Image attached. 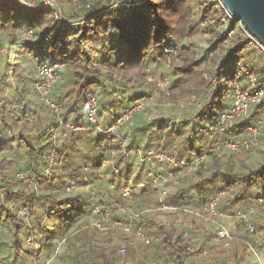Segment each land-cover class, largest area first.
Segmentation results:
<instances>
[{"label": "trees", "instance_id": "trees-1", "mask_svg": "<svg viewBox=\"0 0 264 264\" xmlns=\"http://www.w3.org/2000/svg\"><path fill=\"white\" fill-rule=\"evenodd\" d=\"M119 1L129 6L57 0L54 7H32L0 0L3 261L41 264L61 242L55 264H251L246 243L263 251L264 244L249 225L264 230V210L249 223H238L235 239L221 247L214 243V227L189 210L202 211L221 192L216 209L226 213L264 197V98L233 126L224 131L219 126L220 115L233 106L234 82H247L242 67L264 91V54L253 57L247 35L217 0ZM24 31H32L34 40L21 44ZM45 63L60 65L51 93L62 105L60 114L36 89L38 66ZM90 95L97 99L93 125ZM152 99L108 137L106 131L124 112ZM165 108L170 112L156 115ZM248 124L260 127L258 146L246 153L210 151L225 138L248 137ZM121 138L128 140L125 149ZM134 147L179 161L201 160L190 172L174 170L176 184L173 178L156 186L150 173L162 167L126 157ZM113 149L118 172L109 167L101 172ZM46 170L49 177L39 181ZM136 184L147 187L125 197L124 189ZM163 204L174 209L148 210ZM106 212L111 220L124 221L138 213L134 229L142 227L150 243L96 227V221L109 223ZM27 237L36 239V248H25Z\"/></svg>", "mask_w": 264, "mask_h": 264}, {"label": "built area", "instance_id": "built-area-1", "mask_svg": "<svg viewBox=\"0 0 264 264\" xmlns=\"http://www.w3.org/2000/svg\"><path fill=\"white\" fill-rule=\"evenodd\" d=\"M18 3L22 4H28L32 7L36 6V1L33 3L29 2H22V0H16ZM57 1V0H56ZM219 8L222 12H224L229 18L235 20L229 11L227 10L226 6L223 4L221 0H217ZM139 3V2H138ZM38 5H41L40 7H54L57 5V2H54V0H41L38 2ZM112 6L115 8H121V7H127L129 6V3L127 1H119L114 0ZM236 21V20H235ZM238 22L239 28L242 30L244 34L247 35L250 45H252L254 48H256L258 51L262 52L264 54V45L256 38L254 37L244 26V24L240 21ZM82 23V22H80ZM34 40V34L32 31H24L21 38V44H26L28 42H31ZM168 51H171V48L167 49ZM60 67L59 64H41L38 66V80L36 83V89L39 93V98L46 103L50 109L56 113L60 114L62 111V105L52 99L51 93L53 89V85L56 79V69ZM242 72L246 78L247 85H243L239 81H235L233 85V106L230 111L223 113L220 115L219 119V126L221 127L222 131L225 130V127L227 125L233 126L236 121L247 117L249 113L263 100L264 98V91L258 86L257 79L254 74L250 72L249 69L246 67H242ZM90 109L88 113V119L93 125L97 118V99L90 95ZM147 107L146 101H140L131 106L126 112H124L118 119L115 125L109 127V129L106 131L108 137H112L116 134L117 128L125 123L126 121H130L133 119L134 115L145 109ZM69 128L74 131H83L86 129L85 125H70ZM245 130L248 133V137L243 138L241 140H234L233 138H225L224 141L221 142V144L218 145L217 149H211V152L221 151V153H224L225 151H233L235 153H246L252 148L258 146L259 140H260V127L258 125L254 124H248L245 126ZM119 146L122 149H125L126 145L128 144L127 139L121 138L118 142ZM110 157H105L102 161L103 166L111 165L115 163V157L118 156V151L116 149H113L112 151H109ZM125 156L129 158H136L140 159L143 162H147L148 164H151L155 167V165H159L162 167L161 171H152L150 175L154 178V184H157L161 181H166L168 179L175 180V184L177 183V179L174 177L175 173L174 170L185 167L188 172L192 171L194 166L201 160L197 159L196 161H179L178 159L174 158L173 156L169 155L168 153L163 152H157L153 149H149L147 151H144L142 147H134L132 149H127L125 151ZM156 162V164H154ZM116 169V168H115ZM117 171V169H116ZM50 172L48 170L45 171V174L38 177L37 179L39 181H46V177H49ZM20 176H23V173H20ZM30 185H34L37 187L38 182L30 179L28 180ZM174 184V185H175ZM129 190V188H127ZM126 189L124 196L128 197V190ZM224 193H218L216 197L210 202L208 207L205 208L206 210V216L205 220H209L210 215L215 213L217 202L219 198L223 197ZM163 208H173L169 205L163 204ZM264 209V197L258 199L255 203H253L250 207H248L245 210H239L236 213L233 214V217L240 218V220L247 221L249 217L252 216V214H256V212H260ZM99 209L96 208L95 212H98ZM138 217V213L134 214L133 216H130L128 220H111L110 214L106 212L105 219L107 222V225L102 224L99 221L94 222V225L100 229H117L120 233L125 235L135 234L137 238L145 245H148L150 243L149 236L145 233L142 227H138L135 231L133 221L135 218ZM249 231L250 233L257 236L262 243L264 244V230L258 229L254 227L253 225H249ZM230 231L226 229L225 227H222L218 230L217 236L214 238L217 242H224L228 243L229 239L231 238ZM32 237L27 238L28 244H33ZM34 240V239H33ZM215 241V242H216ZM254 251L256 249L253 248ZM258 253V252H256ZM56 254V253H55ZM2 255L0 253V264L4 261L1 260ZM258 264H264V259L259 257L257 255ZM49 261L43 262L41 264H49ZM33 264H39L38 262H34Z\"/></svg>", "mask_w": 264, "mask_h": 264}, {"label": "rangeland", "instance_id": "rangeland-1", "mask_svg": "<svg viewBox=\"0 0 264 264\" xmlns=\"http://www.w3.org/2000/svg\"><path fill=\"white\" fill-rule=\"evenodd\" d=\"M27 2H29V3H33V2H35L34 0H26ZM39 1H41V0H38V2ZM22 2H25V0H22ZM38 2H36L37 3V7H40L41 5H38ZM54 2H57L56 0H54ZM22 4V3H21ZM25 5H26V3H25ZM34 7H36V6H34ZM80 22H82V21H79L78 23H80ZM203 38H204V35H202V37H201V40H202V42H203ZM252 46V45H251ZM251 46H248L249 48H250V51L252 52V55H253V57L254 58H256V59H260L261 58V53L257 50V49H255L254 47H251ZM248 48V49H249ZM159 69V71H158V76H159V74L161 73V72H163V70H161V68H158ZM163 69V68H162ZM169 80V79H168ZM170 81V80H169ZM162 83V82H161ZM166 84H167V82H166ZM246 84H247V82H245V86H246ZM164 85V84H163ZM163 88V87H162ZM232 97H233V95H232ZM234 98V97H233ZM154 101H155V99H152L151 101H146L147 102V105H152L153 103H154ZM170 111H169V109L168 108H165V109H161V110H158V111H156V115H158V114H161V115H166L167 113H169ZM241 140V139H240ZM116 160V159H115ZM132 160H134V161H141L140 159H136V158H133ZM154 164H156V162H154ZM111 168L112 169V171H114V172H118V170H119V168H118V166H117V164L116 163H113V164H111L110 166L109 165H107V166H103V168H102V170H101V172H103V171H105L106 170V168ZM117 169V171H116V169ZM156 186H157V184H156ZM159 186H160V184H159ZM147 186L145 185V184H136V185H133V186H131L130 188H129V190L127 189V188H125L124 189V193H125V191H126V189L128 190V197L127 198H129V199H132L133 198V194H138L139 195V193H141V191H143L145 188H146ZM166 189V191L168 192V191H170V188L169 187H166V188H164V190ZM165 191V193H167ZM164 195V194H163ZM126 197V196H125ZM251 206V205H250ZM249 206V207H250ZM155 210L156 212H163V211H168V210H173L174 208H168V209H164L163 208V206L161 205V206H153V207H151L150 209H148V210ZM264 210V209H263ZM263 210H261L260 212H256V214L257 213H262L263 212ZM237 211H239V210H236L235 212H232V213H226V212H220V211H218L217 209L215 210V213H213V214H211L210 215V218H209V220H205V216H206V210L205 209H203L202 211H194V210H189V213H191V214H193V215H196L199 219H201V220H203V221H205L206 223H208V224H210V225H212L213 227H214V229H215V231H214V233H213V240H214V238L217 236V232H218V230L220 229V228H222V227H225L226 229H228L231 233H230V235H231V238L229 239V241H228V243H224V242H217L216 240H214V243H215V245H217L218 247H221V246H228V245H230L231 243H232V241L235 239V237H236V227H237V224L238 223H242L243 221L244 222H246V223H249V220H250V218L252 217V216H254L253 214H252V216L251 217H249L248 218V220L247 221H245V220H240V218H235V216L233 217V214L234 213H236ZM188 226H190L191 228L192 227H195V230L196 231H200L201 230V228L200 227H196V226H193L192 224H188ZM254 226V225H253ZM257 228V227H256ZM259 229V228H258ZM106 230V229H105ZM109 230H113V231H116V232H119L117 229H109ZM120 233V232H119ZM146 233V232H145ZM206 233H208V231L206 232ZM132 234V233H131ZM130 234V235H131ZM252 234V233H251ZM135 235V240H136V242L137 243H142L138 238H137V236H136V233L134 234ZM254 235V234H253ZM257 237V236H256ZM28 238V237H27ZM27 238H25L24 239V246H25V248L26 249H33V248H36V239H32V241H33V244H28V242H27ZM150 238V237H149ZM216 241V242H215ZM261 241V240H260ZM61 242L59 243V245H58V247H57V249H56V254H54V255H52V256H50V257H48L44 262H46V261H48V260H50L49 261V264H55L56 263V256H57V253H58V251H59V248H60V246H61ZM246 245H247V249H248V253H249V256H250V263L251 264H258V259H257V255L259 256V257H261L262 259H264V251L263 250H260V249H258V248H256L253 244H251L250 242H247L246 243ZM253 248L254 249H256V251H254L253 250ZM256 252H258V253H256ZM1 253V252H0ZM206 253V252H205ZM1 255H2V253H1ZM2 259H3V257H2ZM1 259V260H2ZM3 261V260H2ZM3 263H5V262H3ZM147 264H152L151 263V261L149 260V261H147Z\"/></svg>", "mask_w": 264, "mask_h": 264}, {"label": "water", "instance_id": "water-1", "mask_svg": "<svg viewBox=\"0 0 264 264\" xmlns=\"http://www.w3.org/2000/svg\"><path fill=\"white\" fill-rule=\"evenodd\" d=\"M231 16L264 45V0H221Z\"/></svg>", "mask_w": 264, "mask_h": 264}]
</instances>
